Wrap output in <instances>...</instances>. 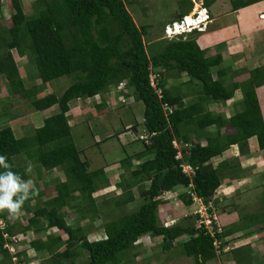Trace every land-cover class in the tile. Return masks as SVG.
I'll return each mask as SVG.
<instances>
[{
  "label": "trees",
  "instance_id": "obj_1",
  "mask_svg": "<svg viewBox=\"0 0 264 264\" xmlns=\"http://www.w3.org/2000/svg\"><path fill=\"white\" fill-rule=\"evenodd\" d=\"M178 1L180 15L189 14L193 1ZM204 1L206 6H210L215 0ZM259 1L230 0L232 10ZM3 6L13 9L8 22H4L0 14V73L7 81L9 92L29 98L44 90V84L61 76L75 73L77 81L61 96L47 93L31 99L30 111L58 106L57 112L35 129L34 136L17 137L11 126L0 129V156H5L11 165L10 169L0 166L1 174L11 170L22 181L30 180L31 175L15 161V156L19 154H25L30 161L40 162V179L45 171L57 167L66 174V180L59 182L57 188L47 185L43 190H35V194L21 208L44 217L48 225H54L63 234L51 233L44 240L41 234L49 226L43 225L40 218L33 220L31 217L25 226L17 229L16 223L7 219L8 211H0V219L5 223L4 228L0 227V264H21L14 258L18 259L22 253L16 251L11 254L5 245L16 244L17 235L26 238L28 231L38 235L32 241L33 251L36 255L47 253L48 264H124L128 252L138 246L140 243L137 242L144 237H162V248L168 251L177 244L176 240L188 236L182 242L185 255L193 257L197 264H206L217 258L220 253L215 246L216 238L221 242L220 248L224 249L228 244L224 239L235 228L218 231L216 226L213 235L186 220L166 226L160 211L161 208H168V203L172 201L164 198L169 192L178 191L177 199L186 207L195 203L192 192H196L206 204L212 201L222 184L223 165L228 164L215 166L213 159L223 156L231 145L238 144L242 150L248 146V140L256 136L260 149L264 150V118L256 93V87L264 80L259 82L258 75L253 72L247 82L229 89L213 76V67L218 65L221 57H206L194 37L195 32L189 33L187 38H161L157 45L148 46L145 41L148 31L137 24L125 0H37V8L31 15L24 10L22 0H0V10ZM28 51L36 65V79L40 82H35L26 93L25 79L15 55L25 56ZM151 67L159 74L157 87L161 92L151 85ZM173 70L179 76L182 73L187 75L188 81L169 86L165 73ZM120 82H127L137 100L145 105L143 125L147 139L138 135L141 139L137 137L136 140L141 142L143 150L137 155L141 159L149 158L133 169L132 181L123 184L124 195L112 202L115 206L113 210L120 207L121 211L124 208V212L105 223L103 238L90 240L87 234H83L82 227L74 228L67 224L62 209L70 205L73 207L71 200L79 193L84 203L82 206L74 204V207L81 216H86L88 212L98 215L100 208L94 193L107 188L110 182L105 168L92 170L90 163L82 158L81 151L71 138L72 127L67 113L72 100L93 98L108 86ZM195 86L199 89V99L191 97L198 90ZM238 87L244 94V107L240 112L225 119L205 109L206 102L228 101ZM164 104L172 111L165 110ZM98 106L101 108L104 104ZM18 115L20 113L13 117ZM228 125L234 131L223 132L222 129ZM213 126L216 130H207ZM202 135L207 137L206 145L201 144ZM174 141L179 143V147ZM180 152L181 156H178ZM132 158L127 156L121 162L129 165L127 161L131 162ZM185 163L196 169L194 177L184 172L182 166ZM227 168H239V164ZM147 182L148 186L144 187ZM135 187L141 194L142 202L138 201ZM44 196H48L46 200H42ZM34 199L40 201L31 205ZM133 203H138L137 208L128 212L126 207ZM196 216L199 217V214ZM245 219L252 222L258 220L252 214L246 215ZM66 234L67 237L64 236ZM245 248L248 249L242 246L232 250L236 263L257 264ZM84 255L86 260L81 258ZM23 264H30V261Z\"/></svg>",
  "mask_w": 264,
  "mask_h": 264
},
{
  "label": "rangeland",
  "instance_id": "obj_2",
  "mask_svg": "<svg viewBox=\"0 0 264 264\" xmlns=\"http://www.w3.org/2000/svg\"><path fill=\"white\" fill-rule=\"evenodd\" d=\"M36 1L37 0H22L24 10L28 15H31L35 12V9L37 8ZM125 1L128 10L133 15L137 24L145 27L148 31V34L145 36V41L148 46L151 44L157 45L156 43L161 38L166 40L171 39L165 35V25L174 19L178 18V20H180L183 17L179 13L180 2L178 0ZM212 9L214 11H218L219 5H214ZM12 13L13 9L10 10V8L7 12L4 11L2 13L1 17L4 19V22H8V19H11L10 16ZM11 22L12 21L9 23L11 24ZM187 36L183 37L187 38ZM194 37L198 38V34H195ZM15 56L17 58L16 60L20 68L21 75L25 79L24 84L26 93H29V90L34 87L33 84H36L35 82L38 81V79H36V65L30 56L29 51L25 56H18V54ZM165 74L167 76L166 78H168L167 83L169 86L179 85L182 82L188 81L189 79V77L183 73L181 76H179L178 72L175 70L167 71ZM233 78L231 81H233ZM35 79L36 81H34ZM240 80L243 81L242 79ZM75 81H77V74L75 73L61 76L52 80L48 84H44V90H39L38 94L30 95L28 98L21 94H11L8 87L5 86L6 82L3 79V81H0V99L2 98L1 102H3L0 103V125H6V120H12L10 124L14 127L17 136H34L35 125L34 123H31V120L34 118V113H30L31 99L41 97L47 93H55L58 96H61L66 88H68ZM233 87V85L228 84L229 89H232ZM197 89L198 86H195V90ZM121 97L126 100L125 103H123V101L120 99ZM191 97H197L199 99V89L195 91L194 94H191ZM235 98L236 99L234 103H232L231 107L227 106V102L220 103L222 105H219V103L215 105L217 102L212 101L205 103L204 106L207 108L211 104H214L217 109L213 114L221 115L225 117V119H228L230 115L242 107V104L240 103V100L243 98L241 91L238 93V97L235 96ZM98 104L105 105V108L102 110L103 113H99L101 109H98ZM55 109L58 110V106H55ZM3 110H7L8 113L4 114ZM70 110L72 114L71 122L73 126L71 138L81 151L82 158L90 163V169L95 170L105 168L110 185L107 188L100 189L94 193V197L96 198L97 204L100 208L99 212L97 213L98 215H93V213L88 212L86 213V216H81L79 210L74 207V204L82 206V203H84L82 200V195L79 193H76L71 200L73 207L70 205L63 208L62 210L65 213V221L67 224L74 228L79 226L82 227L84 230L83 234H87L90 240L100 239L105 236V223L113 217H117L124 212V208L121 211L119 209L120 207L116 210H113L115 206L112 202L124 195L125 187L123 188V184L127 181H132L131 172L134 168H126V164L121 161L124 160L128 154L133 153L132 147L129 145L130 142L127 144V141L125 140L126 137L131 135L132 138H134L135 147L138 149L143 148L141 142H137L136 139L137 137L140 138L141 136H144L146 133L143 125V121L145 119V105L143 102L137 100L136 96L134 95L133 88L130 87V85L118 83L116 85L108 86L105 91L93 98H80L72 100L70 102ZM116 110H120L119 114L117 115H115ZM18 113H20V115H18L17 118L13 117ZM94 113L101 114L102 116L104 115V118L97 121L93 118L95 116L93 115ZM215 129L216 127L212 128L210 131H214ZM226 129L229 131H234V129H231L229 125L225 127V129L223 128L224 131ZM126 132H130V134L127 133L122 137L121 140H119L117 134ZM135 132L139 133L136 135ZM109 134H112L113 136L108 138L107 136ZM97 139L98 141L96 142ZM258 149V146H255V141L252 143L250 140H248L247 147H244L242 150L240 147H233L232 149H229L227 153L225 152L222 157L213 159V163L215 166L225 164V162H228V164L231 165H236L237 163L244 162L246 160L244 164H248L251 168H264V151H259ZM242 151L245 152L243 153ZM235 155H238V157H234ZM26 159L27 158L25 154H19L15 156V161L25 170L26 168H29L23 164V161ZM133 162L135 165H137V160H134ZM28 165L30 166L33 177L39 174V167H41L40 162L32 160ZM57 168L61 174L57 175L58 171L55 170L46 172L45 177L48 178V181L45 180L46 183L44 184L55 185L57 188L58 183L66 179L65 171L59 167ZM226 171L223 172L226 173ZM148 184V182L145 183L144 187L148 186ZM134 190L136 191L138 201L142 202V198L140 197L141 194L139 195L140 192L136 187ZM53 191L57 193L55 189ZM261 191L257 190V195H251V197L245 198V202H248L249 199L251 203L246 206L247 208L243 207L244 212H242L243 214L245 213L247 215L252 214L257 216V222H252L251 220L249 221L244 218L242 219L243 216H241L239 220L232 222V216H228L231 215V213L226 214V206L220 205L224 199L221 201L216 198L214 199L215 196L213 195L212 200L218 212V227L221 228V230H226L227 228L233 227L235 228V231H239L241 229V232L232 236H228V238L224 239V241L229 240V249L226 248V250H224L219 248L220 254L217 258L210 262L211 264H237L234 259V253L232 252V249L241 246V244L244 242H249L253 246V250L245 248L246 252H251L252 256L254 257L253 261L257 264L264 263V229H260L261 227H264V216H262V212H264V197L261 199L262 196H259L261 195ZM175 194H178V191L175 193L169 192V194L165 195L164 198H166V200L176 201L178 197ZM48 196L50 197L52 195ZM48 196H44L43 199L46 200ZM224 203L227 205V200H225ZM137 205L138 203H133L128 205L126 208H128V212H131L137 208ZM217 206L219 208H217ZM170 208L171 209L163 213V216L166 215L168 218H173L171 220H166V222L170 223L172 221L175 222L176 220L177 222L186 220V222L190 224H197L198 217L196 216V212L199 213L198 210H203L199 203H194L190 207H186L182 203H176ZM227 209L230 211V208ZM127 210L125 209V212H127ZM236 212H238V210H236ZM30 215L31 214L29 213L27 217H30ZM27 217H25L24 220H26ZM31 217L32 219L34 218L33 220H35V218H40L43 225H48L44 217L34 215V213ZM25 224H27V220L25 221ZM48 226L52 231H54V233L61 232L63 234L62 230H59L54 225ZM28 232L26 233L27 235L25 234L27 238L17 235L18 237L16 244L23 245L25 252H23L18 257L19 260L14 258L15 261H19L21 264L27 260L33 264H48L50 261L49 255L47 253L44 252L36 255L33 251L32 241L34 238H37L38 235H35L34 232L31 233V231ZM64 236L67 237V234ZM251 237L253 238L251 239ZM186 239L187 237H184L183 239L179 238L176 240L177 244L174 247L168 251H164L162 248V237H144L137 242L140 243L138 246L128 252L127 261L124 264H170L173 262V264H186L188 263L187 261H190L191 264H196L193 257L185 255V253L182 251V242H184ZM9 250L11 251V254H15L16 251L18 252L15 244L9 245ZM81 258L86 260L87 256L84 255Z\"/></svg>",
  "mask_w": 264,
  "mask_h": 264
},
{
  "label": "crops",
  "instance_id": "obj_3",
  "mask_svg": "<svg viewBox=\"0 0 264 264\" xmlns=\"http://www.w3.org/2000/svg\"><path fill=\"white\" fill-rule=\"evenodd\" d=\"M214 5H219L218 11H214L212 9V7ZM208 9H209V13L211 16H210V20L208 21L206 31H204V32H197L196 31L195 34H198L197 42H198L199 46L201 47V49L205 51L206 57L214 58V57H218V55L221 57L218 65L213 67L214 78L222 81L227 87H228V84L233 85V86L237 85L238 83L240 85L244 84L245 82H247L248 79L251 78V75L253 72H255L258 75L257 78H258L259 82H261V80H264V20H262L260 18V14L264 13V0H261L257 3H253L251 5L245 6L243 8L237 9V10H232L230 0H215L210 6H208ZM3 10L5 12H7L8 8L3 6L2 10H0V14H2L4 12ZM1 11H2V13H1ZM177 20H178V18L174 19L173 21H170V22H174ZM257 69L260 70V71H258L259 73L256 71ZM232 78H233V81H231ZM3 79L6 82L5 83V86H6L7 81L2 76V74L0 73V81H3ZM240 79H242L243 81H241ZM229 81H231V82H229ZM240 91H241L242 97H243L244 96L243 90H242V88L238 87L235 90L234 96L231 99H229L228 101H226L227 103L226 102H220V103H226L227 106L231 107L232 103H234V101L236 99L235 96L238 97V93ZM256 93L258 95L259 103H260L263 118H264V83H262L260 86L256 87ZM1 100H2V98L0 99V103H3V102H1ZM220 103H219V105H222ZM240 103L242 104V107H241V109H239L235 113L240 112L243 109V107H244L243 106V98H242V100H240ZM216 104H218V102L215 103V105ZM227 106H226V108H227ZM97 107H98V109H101L99 111V113H103L102 110H103V108H105V105H104V107H101V108L98 105H97ZM204 107L206 110H208L212 113H214V111H216V109H217L214 106V104H211L207 108H206V106H204ZM4 108H2V109H4ZM70 111L67 113V115L69 116V123H70L71 127L73 128L72 122H71L72 121V119H71L72 114ZM32 112L34 113V118H33V120H31V119L30 120H31L32 124L34 123L35 129H37L44 124V120L47 117L56 113L57 109H55V106H53V107H50L46 110L31 111L30 113H32ZM119 112H120V110H116L115 115L119 114ZM3 113L5 114V110H3ZM235 113H233L229 117L233 116ZM93 115H95L93 118L96 119L97 121L104 118L103 117L104 115L102 116L101 114H98V113H94ZM35 118H37V119H35ZM7 119H9V118H7ZM120 119L123 120L122 118H120ZM11 121L12 120H8V121L6 120L5 123H7V124L9 123V124L8 125L4 124L3 126L0 125V129L4 126H11L14 129V127L10 124ZM124 121H125V119H124ZM212 128H214V126L208 128L207 130L210 131ZM225 131L227 133L231 132L227 129ZM225 131L223 130V132H225ZM14 132H15V130H14ZM127 133L130 134V132H126V133H122V134L118 133L117 134L118 139L121 140L122 137L124 135H126ZM135 133L137 135L139 132H135ZM15 134H16V132H15ZM16 136H17V134H16ZM112 136H113L112 134H109L107 137L109 138ZM17 137H22V136H17ZM194 139H195V137H194ZM125 140L127 141V144L130 142L129 145L132 147V150H133L132 154H128V156H133V158L131 159V162L127 161V164H129V165H126V168H136L137 165H139L143 160L147 159V157L149 158V156L144 157L143 159L138 157L137 153L140 152L141 150H143V148L138 149L135 147L134 138H132L131 135L126 137ZM200 140H201L202 145L207 144L208 140H207L206 135H202ZM249 140L252 143L255 141V146H258L259 151H264V150L260 149L256 136L251 137ZM97 141H98V139L96 140V142ZM233 147L239 148L240 146L238 144H234V145H231L229 147V149H232ZM229 149H227V151ZM227 151H226V153H227ZM234 157H238V155H235ZM26 158L27 159L23 161V164H25L27 167H29L28 164H30V162L32 160L31 161L28 160L29 158L27 156H26ZM248 159H249V157H248ZM134 160H137V165L134 164V162H133ZM245 162H246V160L244 162L237 163V164H239V168H227V167H230L231 164H227V166L223 165V167L225 166L224 167L225 170L223 168V171H226V170L227 171H226V173L222 171V184L220 185V187L216 190V192L214 194V196H215L214 199L216 198V199H219L220 201L223 199H224V201L227 200V202H228L227 205L224 203V201L222 202V204H224V205H222L220 203L219 204L221 206H226V214L231 213V215H228V216L229 217L232 216V220H231L232 222L239 220L241 216H243L242 219L243 218L245 219V216L247 214H245V213L243 214L242 212H244L243 211L244 208H247L246 206L251 203V201L249 199H248V202H245L246 197H251V195H257L256 194L257 190H260V191L263 190V191H261V195H259V196H262L261 199H263V197H264V168H253V167L251 168L248 164L247 165L244 164ZM249 168L251 171L249 170ZM26 169H28V168H26ZM52 170L58 171L57 175L61 174V172L58 170V168H54ZM52 170L45 171L44 177H42L41 179L39 177V174H37L35 177H33L31 169H30V171H27L31 175L30 180L32 181L35 190H43L44 187H47L48 184H44V183H46L45 180L48 181V178L45 177V173L50 172ZM35 174H36V172H35ZM35 178H36V180H35ZM64 181H61V182H64ZM50 185L51 184H49V186ZM40 199H38V200L34 199L31 201L30 204L36 205L38 203V201H40ZM42 200H44L43 197H42ZM175 202L177 204L182 203L179 199H176V201L172 200L171 202L168 203L169 204L168 208H165V207L161 208L160 213H161V216L164 220V225H166V223H167L166 226H171L172 224H174V221H172L171 223L166 222V220H171L173 218H168L166 215L163 216V213L165 211H168L169 209H171L170 207L172 205H175L176 204ZM217 208H219V207L217 206ZM227 208H230V211ZM236 210H238V212H236ZM29 213L31 215H30V217H27V215ZM32 214H33L32 212H28L24 209H21L19 216H16V217L10 216V214L8 213L7 219L11 220L12 222H15L16 228L18 229L19 227L26 225L25 221L27 220V222H28V220L31 218ZM25 217H27L26 220H24ZM240 232H241V229L239 231H234L233 233H231L228 236H232V235L240 233ZM31 233H33V231H31ZM44 233L41 234V237H42V239L45 240L47 238V236L51 233H54V231H52L51 228H48V230ZM247 233H249V232H247ZM228 236L226 238H228ZM184 237H187V239H188V236H183L182 239ZM252 238L253 237H251V239ZM226 241L228 242V244L226 245L224 250H226V248L229 249V243L230 242H229V240H226ZM15 245L18 249V252H21V253L25 252L23 245H17V244H15ZM242 246H247L248 249L253 250L252 249L253 246L249 242H244L241 244V246L233 248L232 250L238 249ZM1 258L2 257L0 254V259ZM187 262L188 263H186V264H191L190 261H187ZM210 262H208L206 264H211ZM173 263H170V264H173Z\"/></svg>",
  "mask_w": 264,
  "mask_h": 264
},
{
  "label": "built area",
  "instance_id": "obj_4",
  "mask_svg": "<svg viewBox=\"0 0 264 264\" xmlns=\"http://www.w3.org/2000/svg\"><path fill=\"white\" fill-rule=\"evenodd\" d=\"M3 1V0H2ZM194 3V8L193 11L189 15H184L179 21L174 22L172 24H167L166 26V33L167 36L172 37L176 32L179 30H191L195 25H198V22L201 20L206 19L209 17L208 11L204 6V0H192ZM260 18L264 20V13L260 14ZM201 29V28H200ZM158 72L155 70L151 69V74H150V80H151V85L158 90V84H157V77H158ZM158 92H161L158 90ZM123 103H125V99L123 97L120 98ZM164 109L167 110L169 109L172 111L170 108H168L167 104H164ZM142 139H147V135L141 136ZM175 146L179 147V143L177 141H174ZM178 156H181V152L179 153ZM184 172L187 174H190V176L196 175V169L188 164L185 163L183 166ZM192 177V178H193ZM193 195V200L195 203H199L201 207L203 208L198 210L199 213L196 212V215L199 214L198 217V222H197V227L199 228H205L208 230L210 233L213 235L215 234L216 226L218 228V231H221V228L218 227V221H217V210L216 206L213 204V200L210 201L208 204L204 203L202 198L198 196L196 192H192ZM167 225V223H166ZM0 227L4 228L5 223L2 219H0ZM221 242L219 241L218 238L215 240V246L217 249L220 248ZM9 245H13L10 243H7L5 246L9 248Z\"/></svg>",
  "mask_w": 264,
  "mask_h": 264
},
{
  "label": "clouds",
  "instance_id": "obj_5",
  "mask_svg": "<svg viewBox=\"0 0 264 264\" xmlns=\"http://www.w3.org/2000/svg\"><path fill=\"white\" fill-rule=\"evenodd\" d=\"M204 6L208 11L209 17H207L204 20L199 21L198 25H195L191 30H185V29L179 30L172 37L167 36L166 26L167 24H172L179 20L174 21V22H169L165 25V28H164L165 35L168 38L172 39L175 37L187 36L189 33H193L196 31L197 32L206 31L208 21L210 20L211 15L209 13L208 6L205 5V1H204ZM193 8H194V5H193ZM151 69L154 70L153 67H151L150 70ZM120 83H124L125 85L127 84V82H120ZM0 166H3L5 169L11 168V165L7 162V159L5 156H0ZM26 171H30V166L28 169H26ZM33 194H35V189H34V186L31 180L22 182L21 177L17 173L11 170H8L5 173L0 174V211L7 210L10 216H14V217L19 216L24 202L27 199H29V197Z\"/></svg>",
  "mask_w": 264,
  "mask_h": 264
}]
</instances>
